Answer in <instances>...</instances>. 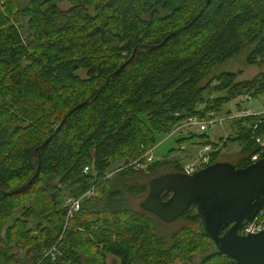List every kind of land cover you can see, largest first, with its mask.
Masks as SVG:
<instances>
[{"label": "trees", "instance_id": "trees-1", "mask_svg": "<svg viewBox=\"0 0 264 264\" xmlns=\"http://www.w3.org/2000/svg\"><path fill=\"white\" fill-rule=\"evenodd\" d=\"M244 52L247 65L264 63V0H0V264H234L194 204L166 239L126 195L146 196L144 173L181 171L175 159L133 167L157 136L264 93V73L209 77ZM233 125L235 165L264 156V114ZM90 188L65 223L62 191Z\"/></svg>", "mask_w": 264, "mask_h": 264}, {"label": "water", "instance_id": "water-1", "mask_svg": "<svg viewBox=\"0 0 264 264\" xmlns=\"http://www.w3.org/2000/svg\"><path fill=\"white\" fill-rule=\"evenodd\" d=\"M192 204L201 215L202 231L216 251L231 257L234 264H264V227L255 233H239L264 208V157L243 167L217 160L191 174H159L148 180V192L139 205L170 223Z\"/></svg>", "mask_w": 264, "mask_h": 264}, {"label": "rangeland", "instance_id": "rangeland-1", "mask_svg": "<svg viewBox=\"0 0 264 264\" xmlns=\"http://www.w3.org/2000/svg\"><path fill=\"white\" fill-rule=\"evenodd\" d=\"M59 7L61 9H66L68 7V4L66 2L59 4ZM247 53L244 52L243 54L230 59L219 66L215 67L209 77H212L214 75H217L222 72H235V71H241V74L237 77V81L239 80H249L255 77L258 74L264 73V63L262 64H256V65H247L245 63V58H246ZM214 84V83H213ZM212 84V85H213ZM239 99V98H236ZM236 101H231L227 103L223 108L222 111L219 112L218 114H222L220 116L225 117L226 112L229 110H234L230 109V107L235 104ZM262 102L264 104V93L258 95L257 97L253 98L250 103H243L242 106L246 107L248 109H251L253 112L258 113L262 111ZM233 108V107H231ZM170 132V131H169ZM168 132V133H169ZM238 132V129L236 126L233 125V122L230 121H225L221 125H217L212 129H209L206 134H208V139L211 142H216V143H222V150L219 152V157L218 159H229L232 163L234 162L235 164V157L237 152L241 149V146L243 145V142L240 140H232L235 136V134ZM166 134H161L157 136L156 138V147L153 151L154 158L152 160H177L180 166H183L185 163H191L192 161L195 160L202 144H200L201 138L198 136V132L195 131L194 128L189 129L188 131H181L174 133L172 135H167ZM194 134L192 138H188L185 140H182L180 142H176L175 139L178 135H191ZM173 149L171 152H169V149ZM227 154H224V153ZM236 152V153H235ZM227 160V161H229ZM131 162V161H130ZM150 162V163H152ZM123 163V160H118L116 163L112 165L111 168H116L119 165ZM148 163V164H150ZM147 164V165H148ZM146 165V166H147ZM133 167H135L133 165ZM173 166L171 164L169 165H163L159 167V169L155 173H144L141 176L137 177V183H142L144 185L147 184L148 180L153 177V175H156L158 173H167V172H172L173 171ZM62 198L66 197L65 195L67 194V191L63 190L61 194ZM144 199V196L142 195H136V194H127L126 195V200H127V205L128 207L132 208L133 210H139L141 209L140 207V202ZM17 213V212H16ZM38 221L34 218L28 219V225L34 226ZM155 225H156V230L157 232L165 236V238L169 237L172 231L175 230L177 221H172L170 223H165L158 218H155L154 220ZM45 222L41 221V225H44ZM166 238V239H167ZM169 239V238H168ZM192 263L196 264L199 261V256L195 255L193 256V259H191ZM108 262L109 264H117L118 261L114 259L112 256L108 257ZM173 264H182L180 261H176Z\"/></svg>", "mask_w": 264, "mask_h": 264}, {"label": "built area", "instance_id": "built-area-1", "mask_svg": "<svg viewBox=\"0 0 264 264\" xmlns=\"http://www.w3.org/2000/svg\"><path fill=\"white\" fill-rule=\"evenodd\" d=\"M239 99H235L236 104L233 108L234 110H228L226 112V116H220L222 114H218L215 112H208L204 117L191 116L185 119L184 121L177 124L173 127L167 135H172L181 131H188L189 129L194 128L199 134L206 133L209 129L214 128L217 125H221L225 121L233 122L240 118H247L253 116H261L264 114V104L262 102V111L255 113L251 109L243 107V103H250L252 101V97L249 95H242L238 97ZM178 136H186V135H178ZM177 136V137H178ZM255 141L260 145H264V141L260 137H255ZM156 145L152 148L146 150L141 156L135 158L131 164L135 166V168H145L146 165L152 162L154 158L153 151ZM222 143L209 142L202 144L196 158L191 163H185L182 166L181 171L186 174H191L199 169H202L211 163V154L217 152L221 149ZM261 157L260 153H255L251 156V161H255ZM87 167L84 168L86 171ZM93 193V188H90L85 193L80 196H66L63 199L62 206L66 210L65 214V223L70 219L76 211L79 210L82 199L84 197H88ZM264 227V211L261 209L257 212V214L247 223H245L239 230L241 235H246L249 233H255L260 231Z\"/></svg>", "mask_w": 264, "mask_h": 264}, {"label": "crops", "instance_id": "crops-1", "mask_svg": "<svg viewBox=\"0 0 264 264\" xmlns=\"http://www.w3.org/2000/svg\"><path fill=\"white\" fill-rule=\"evenodd\" d=\"M235 101V100H234ZM235 104H236V102H235ZM235 104H233L231 107H234V105ZM231 107H230V109H231ZM229 110V109H228ZM222 150V147H221V149L219 150V151H221ZM236 153V152H235ZM224 154H227L226 152L224 153ZM169 160V159H168ZM221 160H224V159H221ZM225 160H229V159H225ZM230 161V160H229Z\"/></svg>", "mask_w": 264, "mask_h": 264}]
</instances>
